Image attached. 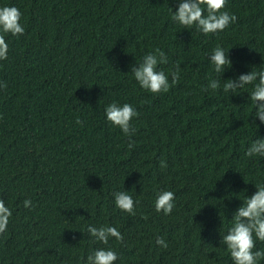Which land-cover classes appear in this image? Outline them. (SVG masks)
<instances>
[{"label": "trees", "instance_id": "trees-1", "mask_svg": "<svg viewBox=\"0 0 264 264\" xmlns=\"http://www.w3.org/2000/svg\"><path fill=\"white\" fill-rule=\"evenodd\" d=\"M179 2L0 0L25 28L4 34L0 60V199L12 210L0 264H85L97 248L115 250V264H233L221 240L264 183V157L245 154L264 123L253 85L233 95L223 84L264 69V0H227L236 22L207 36L171 19ZM217 46L232 61L223 74L208 59ZM157 48L168 56L158 70L171 83L178 64L180 79L153 94L130 70ZM113 102L139 112L131 138L107 121ZM161 190L175 194L170 215L155 210ZM119 191L137 201L134 216L115 206ZM89 225L116 227L123 241L104 245Z\"/></svg>", "mask_w": 264, "mask_h": 264}, {"label": "clouds", "instance_id": "clouds-1", "mask_svg": "<svg viewBox=\"0 0 264 264\" xmlns=\"http://www.w3.org/2000/svg\"><path fill=\"white\" fill-rule=\"evenodd\" d=\"M227 0H180L178 7L172 11L171 19L184 28L195 27L204 35L217 34L236 22L234 13L224 11ZM206 13V14H205ZM22 13L15 6L0 7V60L8 58V44L4 34L21 36L25 32L24 26L20 23ZM221 46L213 49L208 59L213 65L215 72L223 74L226 68L231 67L232 61L229 55ZM168 56L164 51L157 48L155 52L146 54L138 65L131 67V72L141 88L153 93H167L172 85L179 82L180 69L177 64L171 72V83L168 75L158 70V65L167 64ZM247 85H253L250 99L255 105V117L264 123V69L259 71L251 70L242 73L235 79L229 78L223 84V91L235 95L237 89H243ZM6 87V82L0 84ZM221 87L218 79L210 80L207 88L217 90ZM207 88L205 90H207ZM105 117L114 127L119 128L129 138L135 132L132 126L134 118L139 112L129 103L122 105L113 102L105 107ZM77 124L82 122L77 118ZM135 147L130 139L128 148ZM248 157H264V138L254 140L248 147ZM160 167L166 168L167 164L161 160ZM256 191L247 195L242 204L233 213V223L227 233L222 236L221 243L226 245L233 264H259L264 259V249H256L257 240L264 242V183L255 184ZM115 206L129 215H135L137 201L126 191L115 192ZM24 207H32V201L26 199ZM156 212L170 215L175 207V194L170 190H161L157 193L154 201ZM12 217V210L0 199V234L4 233ZM88 233L104 245L109 243L110 238L123 241L122 233L113 226H101L99 228L89 225ZM156 243L164 248L168 245L162 237H157ZM118 254L112 248H97L86 258L85 264H115Z\"/></svg>", "mask_w": 264, "mask_h": 264}]
</instances>
